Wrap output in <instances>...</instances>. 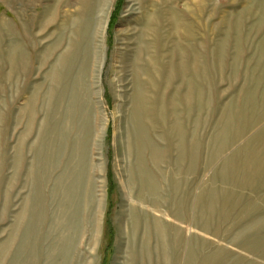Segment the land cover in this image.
<instances>
[{
  "label": "rangeland",
  "instance_id": "1",
  "mask_svg": "<svg viewBox=\"0 0 264 264\" xmlns=\"http://www.w3.org/2000/svg\"><path fill=\"white\" fill-rule=\"evenodd\" d=\"M55 1L0 0V247L14 237L21 244L20 233L29 238L31 225L19 220L27 216L34 186L41 198L30 204L31 213L42 206L45 213L38 230L33 221L35 230L19 251L14 243L5 258V251L0 254V264H35L26 260L34 242L35 259L42 258L36 264H47L44 255L51 256L53 235L42 244L50 220L46 181L53 187L65 167L52 180L44 177L57 163L52 168L45 163L44 135L40 158L24 149L17 179L14 147L31 117L26 148L45 121L55 123L54 115L47 119L42 100L35 115L22 118L21 112L68 47L70 32L52 62L40 63L45 48L58 39L51 37L54 27L40 31ZM71 1L60 11H74ZM103 2V25L91 46L92 78L84 81L87 93L73 101L70 93L65 97L77 122L68 133L82 125L84 152L78 167L71 163L65 170L66 180L79 175L70 184L77 198L70 215L72 253L55 263L264 264V0ZM90 27L84 26L91 36ZM18 55L25 67H17ZM70 144L62 161L69 160ZM32 159L35 185L25 177ZM149 176L156 184L152 197L144 179Z\"/></svg>",
  "mask_w": 264,
  "mask_h": 264
},
{
  "label": "bare ground",
  "instance_id": "2",
  "mask_svg": "<svg viewBox=\"0 0 264 264\" xmlns=\"http://www.w3.org/2000/svg\"><path fill=\"white\" fill-rule=\"evenodd\" d=\"M64 1L65 0H56L54 5H52L50 8L47 7V11L45 12V14L42 18V22L40 25L41 34H44L49 27H54L55 32L52 34L51 37H57L58 39H57L56 43L54 42L56 40L55 39L52 41V42H54V43H52V45L47 46L45 48L44 54L40 56V63L45 67L51 61V59L54 58L57 51L63 47L65 40L68 38V33L70 32L69 33L70 39L68 38L69 43H67L68 47L65 49V51H62L59 53L58 59L52 64L51 69L45 75L43 83L40 85L38 84L35 87L33 94H31V96L28 98V102L24 105V108L21 111L22 112V118L26 112H29V113L31 112L32 114L35 115L36 114L35 105L42 100L41 101L42 110H44L45 113L47 114V119H49V118L51 119V116L54 115V118H55L54 126L47 124L46 121H45V123L43 122L44 124H42V125L44 126V128L42 130V133H41V128H40L38 131L39 133H38L35 141L29 145L27 144V148H26V141L28 139L27 137L31 133V127H33V126L30 127L31 122L33 121V117H31L30 120L28 118L29 127L28 126L26 127V130L23 133V136L17 142L16 147H14L15 148V154H16L15 160H14V164H15L14 167L16 169V176L15 177H17V179H19V171H20V168L22 167V163H24V157L26 155L23 153L24 149L25 150L27 149L26 150L27 154L33 155V159H36V158L38 159L43 154V153L41 154V149H43L44 147L47 146V148H45V150L48 151V152L45 151V152H47L45 163H46V165L51 167V165L52 164L54 165L55 161L57 160V163H56L57 166L55 165V167H56L55 170H53L51 172L47 173V171H46L45 176L43 175L45 178H46V176H48V179L50 178V180H52L51 178L54 177V174H56L55 171L58 169H61L62 167H65L64 170L61 169L62 172L56 178L54 177L55 182L53 181V183H54L53 187L49 188V184H48L49 181H46L47 182L46 183L47 184L46 190H47V193L50 197V203H49V208H48V211L50 214V220H49V224L47 226L49 228L47 233L45 235H42L43 238L45 239L42 243L43 247H44V243L47 244L46 242H48L51 235H53V237L50 240V242L52 243V245L50 244L51 249L49 250L50 255H51L50 260H49V258L47 259V257L49 255L48 256L44 255V258H46V260H48L47 264H56L57 262L55 263V261H58L57 260L58 256L65 258L63 254H67V252L68 253L71 252L70 247L72 245L71 244L72 238L69 236V233L71 230L70 229L71 226H73V224H75V223H73L74 220L71 219L70 215L73 214L75 211V210L73 211L74 206L77 207V203H76L77 198H76V191H72L70 184H72L73 181H74V183L77 182V181H75V179L77 180L78 179L77 177L79 175H76L73 180H71V179L66 180V178L69 179L70 177H66V174L68 172L65 173L66 172L65 170L68 166H70L71 163H73V164L75 163V165L78 167L77 164H79L81 162V159H80L81 156H79V155H80V152H84V149L80 150L81 146H80V141H79L80 138H82V132H83L82 125H81L80 129H77L76 134L72 133L74 135L70 136L71 133H68V130L70 129V128L68 129V127L71 126V124L74 126V124H76L77 122L76 121L73 122V119H72L73 110L71 113L68 106L65 105V101H66L65 97H66L67 93H70L71 97H73V99H72V101H73V100H77L79 95H81V97L83 98L84 94L87 93L86 86H85L87 83H85L84 81H85V79L88 80L89 77H90V80L92 78V72H93L92 68L93 67H91V65L94 62V51L92 52V49H91V46L93 43L92 41L96 37V34L98 33L99 27H101L103 25V20H102L101 16H103L102 14L104 13V10H102V8L104 7V5H103L104 0L103 1L102 0L101 1H94L96 6L93 5L94 2L92 4L91 0H72L71 2L73 4L74 11L70 12L68 9H65V10H61L62 11L61 12L60 11V5ZM82 3L84 4V9L81 6ZM88 4H89V7H88ZM91 12H92V15L90 14ZM99 14H101V16H99ZM87 15H89V16L91 15V18L89 19V18L84 17ZM82 19H87L84 22L85 24L82 23L83 22ZM88 23H89V25H88ZM86 25H87V27L91 25V27H90L91 28V36L88 33V30H86L84 28V26H86ZM79 37H81V39H79ZM85 40L88 43V45L84 44ZM79 59L83 61V64L81 62L78 65ZM97 59H98V48H97ZM22 60H23L22 56L18 55V58L16 60L17 67L18 66H20V68L22 66L25 67V65L22 63ZM11 63H12V65H14V63H15L14 58L11 59ZM87 63L88 64L90 63V65L88 67H87V65H88ZM84 64H86L87 69H84ZM76 66H78L77 72L74 71L76 69ZM90 67H91V69H90ZM88 82H89V80H88ZM62 89H63V92H62ZM90 91L91 90L89 89V93L91 95L92 92H90ZM82 92L84 94H82ZM63 93L65 95H63ZM140 98H141V94H140ZM69 102H70V100L68 101V104H69ZM64 105L68 109L66 112H64ZM70 106H71V104H70ZM90 112H91V110H90ZM79 114H81V112ZM78 118H80V117H78ZM88 119H89V117H88ZM91 120H89V123ZM65 122L67 123L66 127L64 126ZM86 123H88V122H86ZM72 129H74V128H72ZM81 129H82V131H81ZM90 132L92 133V131H90ZM41 135H43V138L41 137ZM44 135L45 136L48 135L47 136L48 143L46 142L47 140L45 139L46 144H48L46 146H44L45 145L44 144L45 143L44 142ZM86 136L87 135H85L83 138H85ZM90 140H92V139L90 138ZM68 142L72 143V146L70 144V151L68 154L69 160H67V161L63 160L62 161V157L66 151ZM81 142H83V141H81ZM62 143H63V147H62ZM82 145H84V144H82ZM85 145H84V147H85ZM61 147H62V149H61ZM86 147H87V145H86ZM43 151L44 150H42V152ZM85 151H86V148H85ZM152 154H153V151H152ZM64 157H66V156H64ZM33 159H32V165L31 164L28 165L26 173H25V177H27L29 179V181L32 182V184L35 181L33 180L34 175L31 173V168H32V166H35L34 163L36 162V161L33 162L34 161ZM65 163H66V166H64ZM61 165H62V167H61ZM74 166H72V167H74ZM37 167H38V165H37ZM68 168H67V171H69ZM39 169H37V170H39ZM70 169H72V168H70ZM40 170H43V169H40ZM74 170H76V169L74 168ZM71 172L77 173V170L76 171L72 170ZM34 174H35V171H34ZM32 177H33V179H32ZM144 179L149 182V184H147V187L150 188V190L148 189L150 196L151 197L155 196L156 184H155L154 180L151 178V176L144 177ZM144 179L142 180L143 182H144ZM35 183H34V185H35ZM25 184H24V186H25ZM65 184L66 185L69 184V185L66 186ZM30 185H31V183H30ZM40 187H41V185H40ZM74 187H73V189H74ZM60 189L63 190L62 195H61L62 191H60ZM37 190H38V188H36L34 186V192H35L34 198L29 199V202L27 204L28 209L26 208V211L28 212L27 216L25 217L26 213H24V215H22L20 217V220H19V222H21L22 219L27 220L28 226H26V228L31 225V227H30L31 233L29 232V230H27L30 233L29 235H27L29 238L32 236V233L35 230L33 221H35L37 223V229L36 230H38L43 214L45 216V213H43V206H42L41 210H39V207L37 206L38 209H36V211H33L32 213L30 210V204L34 201V199L36 200L39 197L41 198V191H40V189L38 191ZM45 193H44V195H45ZM58 194L61 195V196H59L60 199H58ZM82 194H83V192H82ZM38 195H40V196H38ZM46 197H47V195H46ZM49 197H47V199ZM39 201H40V199H39ZM62 201H64V202H62ZM44 202H45V200L44 201L42 200L41 204L43 205ZM55 203L58 204V205H56L58 207H56L54 205ZM54 207H56V209ZM33 208L35 209V207H33ZM69 208H71L72 210H70ZM152 211L154 213L153 218L155 221V228L158 232L159 228L157 227V224H156V217L158 215V206L156 205V203H154ZM69 220H71V223L69 222ZM71 234H72V232H71ZM20 235H21V233H20ZM20 235H19V237H20L21 244H19V238H17V237H14V238L12 237L13 239L8 244L9 247L6 244V242H8L7 240L5 243L3 242V244H6V245H1L0 254L4 253V251H5L4 258L7 255L6 253H7V250H9L10 245L12 246L15 243V246H16V244H18V246H19L18 251H19L24 246L25 242L29 240V238L27 240L26 239L23 240L22 237H24V236H22V235L20 236ZM33 246L35 248L33 251H30L31 252L29 254L30 256H28L26 258V260L28 263L31 261L33 262V260H34V263L36 264L38 262V259H35L36 258V243L35 242H34ZM73 251H74V248H73ZM55 255H57V257H55L56 260L53 259V257ZM40 256H42V251H41ZM61 257H59V258H61ZM39 259L42 260V258H39ZM41 260H39V262ZM70 262H71V260H70ZM157 263H158V261H157ZM30 264H32V263H30Z\"/></svg>",
  "mask_w": 264,
  "mask_h": 264
}]
</instances>
